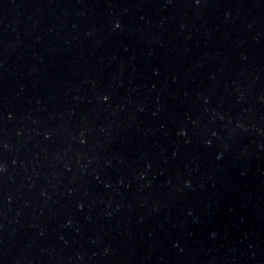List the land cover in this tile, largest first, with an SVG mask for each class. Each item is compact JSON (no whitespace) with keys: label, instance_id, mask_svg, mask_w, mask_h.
<instances>
[{"label":"water","instance_id":"1","mask_svg":"<svg viewBox=\"0 0 264 264\" xmlns=\"http://www.w3.org/2000/svg\"><path fill=\"white\" fill-rule=\"evenodd\" d=\"M0 264H264V0H0Z\"/></svg>","mask_w":264,"mask_h":264}]
</instances>
